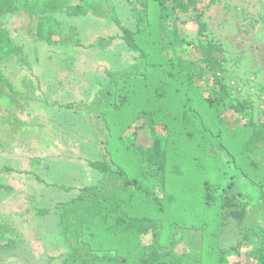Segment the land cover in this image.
I'll return each instance as SVG.
<instances>
[{"label":"rangeland","instance_id":"374dc122","mask_svg":"<svg viewBox=\"0 0 264 264\" xmlns=\"http://www.w3.org/2000/svg\"><path fill=\"white\" fill-rule=\"evenodd\" d=\"M196 1L195 9L181 12L171 21L185 43L178 44L168 58L175 62L178 59L199 62L203 59L205 45L220 46L225 72L219 76L229 91L227 102L246 104L238 110L225 105L223 125L241 136L246 131L247 135L252 125H264V0ZM79 4V0H74L69 9ZM101 7L113 13L122 26L135 28L132 7L126 0H106ZM87 10L86 16H71L60 9L55 11L52 17L60 27L53 23L50 26L43 24V36L50 33L48 41L33 36L39 23L25 12L0 19L1 26L28 61L27 65H21L12 60L0 66V76L8 79L10 84L11 98L22 106L15 110L14 116L7 110L10 98L0 99V120L12 117L13 121L12 125H7V121L0 123V226L9 229L7 237L13 243L8 246L7 240H0V264L61 263L70 250L60 238L61 208L57 206L75 198L83 187L100 184L101 173L90 168L88 162L99 160L101 154H108L115 166L125 169L129 178L146 183L150 192L158 197L164 195L158 175L153 178L150 174L145 179L148 166L143 161H136L134 168L131 166L134 148L148 149L154 138L161 139L163 145L166 138L172 139L162 128L157 127L151 132L147 127L149 123L133 121L131 110L123 114L109 110L110 117L123 118L116 119V125L111 128L112 138L107 141L105 138L109 149L104 148L103 142H97L94 121L101 125L98 118H102L100 114L106 109L101 103L92 110L97 88L105 84L108 72L139 73L144 65L136 59L138 54L127 48L120 38L119 27L111 18H98ZM199 13H203L201 21L206 26L203 35L198 33L196 15ZM67 36L72 42L66 50L53 44ZM24 80L38 88H26ZM213 81L207 71L202 80H194V86L201 95L209 97L215 89ZM145 94V91L141 92L136 102ZM112 98L116 100V92ZM94 117L98 118L93 121ZM234 142L238 148L233 150H236L238 162L242 163L241 146ZM180 147L181 150L187 146L182 143ZM210 151L208 148V153ZM208 153L197 156L186 150L179 151L182 161L177 162L180 167L176 168L183 172L177 173L178 170L173 169L177 174L172 173L174 166L168 163L167 176L176 178L185 188L200 187L202 175L199 177L198 166L201 160L198 159L200 156L209 158ZM121 157H125L124 162ZM145 159L155 162L162 156L155 160L145 156ZM222 159L221 163H225L226 157L222 155ZM212 166L208 162L204 164L207 173ZM227 167L228 173L231 168ZM148 169L152 170V167ZM221 171L222 167L217 174ZM39 210H48V213L41 214ZM170 232L174 239H179L176 229ZM199 236L190 233L188 237L195 240L196 247L200 245ZM188 238L180 239L175 250L179 254L188 251L192 254L190 259L194 260V254L187 248L191 245ZM229 241L227 235L222 237L220 248L224 249ZM142 242L149 243V236L142 237ZM256 263L250 248L205 260V264Z\"/></svg>","mask_w":264,"mask_h":264},{"label":"trees","instance_id":"16d2710c","mask_svg":"<svg viewBox=\"0 0 264 264\" xmlns=\"http://www.w3.org/2000/svg\"><path fill=\"white\" fill-rule=\"evenodd\" d=\"M73 1L0 0V19L25 12L39 23L33 36L48 41L50 33L44 37L43 26L53 23L60 27L52 17L59 9L71 16H86L88 8L95 17L111 18L121 31L120 38L130 51L138 54L136 59L144 66L139 73L108 72L105 84L97 88L92 110L101 103L106 108L100 114L101 119L92 118L101 122L98 125L94 121L97 142H103L104 148L109 149L105 138L106 141L112 138L111 128L116 125V119L123 118L110 117V111L123 114L127 110L132 111L133 121L149 123L147 127L151 132L157 127L162 128L172 139L166 138L163 145L161 139L154 138L150 148H134L132 152L133 168L136 161L152 167V170L146 167L145 179L150 174L153 178L159 176L164 187L162 197L150 192L146 183L129 178L125 169L115 166L108 154H101L99 160L88 162L90 168L101 173L100 184L83 187L75 198L57 206L61 208L60 238L70 250L60 264H205L206 259L244 248H250L256 264H264V125H252L247 135L243 131V136L223 125L225 105L238 110L246 104L227 102L229 91L219 76L225 72L220 46L205 45L203 59L199 62L180 59L175 62L168 58L178 44L185 43L171 21L179 13L195 9L197 1L126 0L132 7L134 29L122 26L113 13L101 7L106 0H84L85 3L79 0V5L69 9ZM202 16L203 13L196 15L199 35H203L206 28ZM71 42L67 36L53 44L66 50ZM12 60L21 65L28 64L21 48L13 43L0 23V66ZM207 71L215 85L209 97L201 95L194 86V80H202ZM23 82L26 88H38L29 80ZM9 85L8 79L0 76V99L10 98L7 110L15 116V110L22 106L11 98ZM143 91L146 94L137 103V97ZM115 92L116 100L112 98ZM11 118L4 120L7 125L13 124ZM4 121L0 120V123ZM234 141L241 146L242 163L238 162L236 150H233L238 148ZM182 143L187 147L181 150L188 154L199 156V153H208V148L211 150L209 158L200 156L198 159L201 160L198 174L199 177L202 175L198 188H185L176 178L167 176L168 163L174 166L172 173H176L173 169H177V173L183 172L177 165L182 161L178 154ZM222 155L226 157L225 163H221ZM145 156H150L151 160L162 156V159L152 162ZM121 159L125 161V157ZM206 162L217 168L212 166L207 173L204 169ZM227 165L231 168L228 173ZM221 167V173L217 174ZM193 208L195 211H191ZM38 212L47 214L48 210ZM173 229L179 234L177 240L170 232ZM7 233L9 229L1 225L0 240H7L10 246L13 243ZM190 233L200 235L199 247L194 245L195 240L188 238ZM225 235L230 241L222 249L219 240ZM145 236H149V243L142 242ZM182 238L190 240L191 245L187 248L194 254V260L190 259L192 254L188 251L176 252ZM101 253L103 256L100 257Z\"/></svg>","mask_w":264,"mask_h":264}]
</instances>
